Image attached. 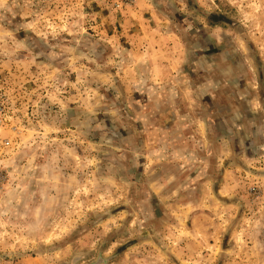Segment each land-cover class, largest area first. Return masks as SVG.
I'll return each mask as SVG.
<instances>
[{
    "label": "rangeland",
    "instance_id": "374dc122",
    "mask_svg": "<svg viewBox=\"0 0 264 264\" xmlns=\"http://www.w3.org/2000/svg\"><path fill=\"white\" fill-rule=\"evenodd\" d=\"M0 264H264V0H0Z\"/></svg>",
    "mask_w": 264,
    "mask_h": 264
},
{
    "label": "crops",
    "instance_id": "0c3cea01",
    "mask_svg": "<svg viewBox=\"0 0 264 264\" xmlns=\"http://www.w3.org/2000/svg\"><path fill=\"white\" fill-rule=\"evenodd\" d=\"M203 126H204V123L201 122V120H199V119H197L196 122L191 125V128L193 129L192 131H193V133L195 135L194 136V140H195V144L194 145L198 144L199 136H200V138H201L203 143H206L207 140H208V136L206 135L205 129L203 128ZM201 129H203V130H201ZM187 139H188V137H187ZM189 139L192 140L193 138L192 139L189 138Z\"/></svg>",
    "mask_w": 264,
    "mask_h": 264
}]
</instances>
